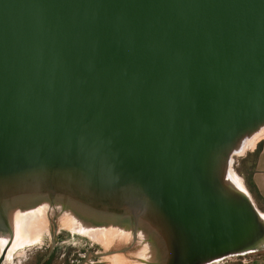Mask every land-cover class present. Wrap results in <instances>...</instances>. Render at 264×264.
Returning <instances> with one entry per match:
<instances>
[{"label":"water","instance_id":"1","mask_svg":"<svg viewBox=\"0 0 264 264\" xmlns=\"http://www.w3.org/2000/svg\"><path fill=\"white\" fill-rule=\"evenodd\" d=\"M263 130L264 0H0V264L43 216L40 264L57 218L128 237L103 260L264 251L233 171Z\"/></svg>","mask_w":264,"mask_h":264},{"label":"rangeland","instance_id":"2","mask_svg":"<svg viewBox=\"0 0 264 264\" xmlns=\"http://www.w3.org/2000/svg\"><path fill=\"white\" fill-rule=\"evenodd\" d=\"M252 149L247 150L243 157H235L233 171L241 179L245 185L244 179L237 172V164L250 153ZM246 187V185H245ZM247 188V187H246ZM255 201V200H254ZM256 203V202H255ZM257 205V204H256ZM258 207V206H257ZM259 208V207H258ZM260 210V209H259ZM261 211V210H260ZM57 226L59 227L58 241L55 248L56 260L54 264H74L83 260L91 264L107 262L108 264H136L128 261V256H136L130 253L128 256H114L108 259H97L92 256L93 253H102L108 250H117L129 244L128 237H120L115 233H98L91 236L79 234L68 220L57 218ZM51 219L43 216L36 218L29 225V234L33 238L25 247L18 249L10 255L5 264H39L41 259L47 254L51 244ZM141 251L140 248L136 253ZM264 258V251L249 254L242 257L231 258L233 260L242 261L243 259ZM235 261V262H236ZM230 261L225 260L219 264H229ZM231 264V263H230Z\"/></svg>","mask_w":264,"mask_h":264},{"label":"trees","instance_id":"3","mask_svg":"<svg viewBox=\"0 0 264 264\" xmlns=\"http://www.w3.org/2000/svg\"><path fill=\"white\" fill-rule=\"evenodd\" d=\"M261 150H262V142L259 143L257 149L253 153H248L247 156L237 164L236 169L238 174L244 179L247 190L252 195L257 206L259 207L261 212L264 213V200L261 197L254 182V175L256 173L257 162ZM48 264H50V262Z\"/></svg>","mask_w":264,"mask_h":264},{"label":"crops","instance_id":"4","mask_svg":"<svg viewBox=\"0 0 264 264\" xmlns=\"http://www.w3.org/2000/svg\"><path fill=\"white\" fill-rule=\"evenodd\" d=\"M261 142H262V150L258 158L256 173L254 175V182L261 197L264 200V138L260 140L256 144V146H254V148H252V151L250 153H253L257 149L259 143ZM228 261H230L231 264H264V258H258V257L255 259H248V260L243 259L242 261H238V262L233 259H228Z\"/></svg>","mask_w":264,"mask_h":264},{"label":"bare ground","instance_id":"5","mask_svg":"<svg viewBox=\"0 0 264 264\" xmlns=\"http://www.w3.org/2000/svg\"><path fill=\"white\" fill-rule=\"evenodd\" d=\"M263 138H264V130L260 134L256 135L253 139L247 141L244 151L241 155H243L247 150L249 149L251 150L252 148H254V146H256V144ZM234 175H235L234 176L235 179H237L238 182H240V184H243V182L241 181V179H239V177L235 174V172Z\"/></svg>","mask_w":264,"mask_h":264},{"label":"flooded vegetation","instance_id":"6","mask_svg":"<svg viewBox=\"0 0 264 264\" xmlns=\"http://www.w3.org/2000/svg\"><path fill=\"white\" fill-rule=\"evenodd\" d=\"M45 256H46V255H45ZM45 256H44V257H45ZM44 257H43V258H44ZM43 258H42V259H43ZM55 260H56V257H55V251H54V253H53V255L51 256V258H50L45 264H48L49 262H50V264H54V261H55ZM95 260H97V258H95ZM41 261H42V260H41ZM41 261H40V262H41ZM79 262H80V261H79ZM79 262H76V263H74V264H77V263H79ZM39 264H40V263H39Z\"/></svg>","mask_w":264,"mask_h":264}]
</instances>
